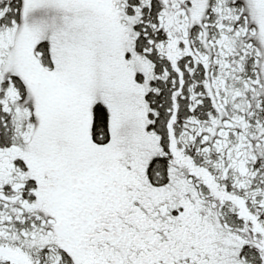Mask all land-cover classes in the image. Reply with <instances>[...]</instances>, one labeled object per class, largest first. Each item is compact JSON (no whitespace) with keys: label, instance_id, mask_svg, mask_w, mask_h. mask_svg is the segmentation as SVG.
<instances>
[{"label":"snow or ice","instance_id":"obj_1","mask_svg":"<svg viewBox=\"0 0 264 264\" xmlns=\"http://www.w3.org/2000/svg\"><path fill=\"white\" fill-rule=\"evenodd\" d=\"M0 264H264V0H0Z\"/></svg>","mask_w":264,"mask_h":264}]
</instances>
